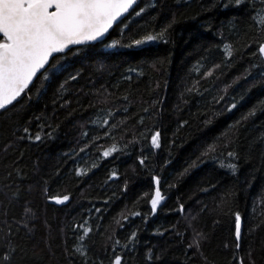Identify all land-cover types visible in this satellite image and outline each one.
Here are the masks:
<instances>
[{"label": "trees", "instance_id": "16d2710c", "mask_svg": "<svg viewBox=\"0 0 264 264\" xmlns=\"http://www.w3.org/2000/svg\"><path fill=\"white\" fill-rule=\"evenodd\" d=\"M263 43L264 0H137L55 54L0 110V264H264Z\"/></svg>", "mask_w": 264, "mask_h": 264}, {"label": "snow or ice", "instance_id": "6c2138e0", "mask_svg": "<svg viewBox=\"0 0 264 264\" xmlns=\"http://www.w3.org/2000/svg\"><path fill=\"white\" fill-rule=\"evenodd\" d=\"M135 3L136 0H0V110L26 92L54 54L72 45L101 39L113 22ZM153 39L147 37V40ZM135 43L139 45L143 41ZM259 51L264 54V46ZM158 136L157 132L152 137L156 147H159ZM109 151L104 152V156H108ZM156 197H161L158 187ZM54 199L63 203L69 197ZM151 203L155 212L157 199L154 197ZM235 234L239 241V216ZM115 264H121L119 257Z\"/></svg>", "mask_w": 264, "mask_h": 264}, {"label": "water", "instance_id": "95a60500", "mask_svg": "<svg viewBox=\"0 0 264 264\" xmlns=\"http://www.w3.org/2000/svg\"><path fill=\"white\" fill-rule=\"evenodd\" d=\"M136 2H137V0H136ZM135 4H136V3H135ZM135 4H134V5H135ZM134 5H132V6L128 9V11H129L132 7H134ZM128 11H127V12H128ZM127 12H123V13L120 15L119 19L113 22L112 27H113V26H114V25L120 20V18H121L122 16H124ZM112 27H110V28L107 30V32L104 34V36H103L102 38L105 37V35L110 31V29H112ZM102 38H101V39H102ZM99 40H100V39H99ZM95 41H98V40H95ZM91 42H94V41H91ZM88 43H90V42H88ZM83 44H86V43H83ZM79 45H81V44H79ZM73 46H76V45H72V46H70L69 48H71V47H73ZM261 46H264V43H263ZM69 48H68V49H69ZM66 50H67V49H66ZM54 55H55V54H54ZM263 55H264V54H263ZM50 61H51V59H50ZM50 61H49V63H50ZM49 63H48V64H49ZM48 64L45 66V68L48 66ZM42 71H43V70H42ZM38 75H39V74H38ZM35 79H36V78H34V80H35ZM34 80H33V82H34ZM33 82H32V83H33ZM32 83H31V84H32ZM31 84H30V85H31ZM30 85H29V86H30ZM20 97H21V96H20ZM20 97H19V98H20ZM154 180H155V187H156V188H155V196H156V189H157V187H158L162 199H161V197H156V199H157V202H158V203L162 204V203H164V197H163V194H162V191H161V188H160V182H159L158 185L156 184V181L159 180V177H158V176H155V177H154ZM240 223H241V233H242L243 223H242V222H240ZM240 238H241V235H240ZM240 238H239V239H240Z\"/></svg>", "mask_w": 264, "mask_h": 264}, {"label": "rangeland", "instance_id": "374dc122", "mask_svg": "<svg viewBox=\"0 0 264 264\" xmlns=\"http://www.w3.org/2000/svg\"><path fill=\"white\" fill-rule=\"evenodd\" d=\"M62 199V198H61Z\"/></svg>", "mask_w": 264, "mask_h": 264}]
</instances>
